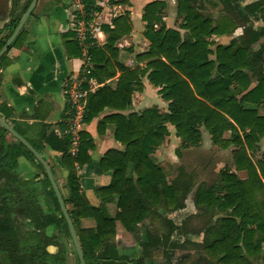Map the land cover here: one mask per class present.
I'll return each instance as SVG.
<instances>
[{
  "label": "trees",
  "instance_id": "trees-1",
  "mask_svg": "<svg viewBox=\"0 0 264 264\" xmlns=\"http://www.w3.org/2000/svg\"><path fill=\"white\" fill-rule=\"evenodd\" d=\"M231 1L235 3L236 9L240 7L238 0ZM188 2L189 0H179V13H183V7L189 10H186L187 24L184 26L191 34L189 41H182L177 31L155 29L161 3L154 2L145 7L143 15V20L147 23L145 36L151 44L147 53L137 56L138 62H147L144 68L130 69L120 62L117 41L119 36H128L131 32L129 27L123 30L126 24L124 17L114 20V29L102 27L106 35V44L90 51L92 71L88 77L96 79L103 86L96 92L88 93L85 123L98 117L105 108L118 112L131 108L134 92L142 90V84L138 79L150 71L148 79L151 84L156 87L163 86L160 93L164 99L172 102L169 115H160L156 110L150 109L140 115L111 114L98 123L100 134L104 133L106 124H114L115 139L125 146L124 151H107L101 159L103 171H112L113 181L109 187L98 192L104 203L109 202L114 196L117 197L119 212L114 218L108 216L103 205L96 208L86 201L76 175V167H83L90 161L89 151L94 148L90 135L84 131L79 133V152L74 157L69 154L70 137H60L56 133L47 134L45 126L41 128L38 138L62 155V165L69 172L67 178L69 195L63 198L66 207L71 206L67 209L74 225L81 219H92L96 223L94 229L77 232L86 264H117V261L124 260L123 257L112 259L96 255L106 241L115 239L117 221L126 230L133 232L144 219L153 220L157 212L151 211V208H156L161 203L167 208H175L181 202L176 188L168 185L163 171L150 158L154 148L168 135L166 127L168 122L175 126L179 137L188 139L194 137L197 131L194 123L203 124L211 132L214 143L222 148H228L232 144L221 140L224 130L235 133L232 139L237 150L232 154L233 163L238 171L246 170L249 178L247 181H241L234 174L221 173L220 190L223 195H216L219 189L201 188L197 191V206H207L209 209L220 206L223 209H230L232 214V217L218 221L217 237L204 239L202 245L206 255L212 261L217 260L218 264H251L244 253L249 257L261 253L264 244V183L249 159L247 149L254 143V139L264 136V117H258L254 112L244 109L243 102L246 100L259 102L264 99V59L261 52L251 50V43L264 35V28L262 35L252 30L247 31L250 35L241 46L235 42L228 47L218 46L216 61L219 63L220 75L213 78L215 61L209 59L213 52L209 49L211 42L205 38L214 34L230 33L234 26H230L228 21H222L212 28L211 22L195 14ZM256 13L260 14L264 22V11L260 4L238 11L240 17L246 19L248 15ZM18 22L19 19L12 24L9 34L0 43V49ZM23 33L24 30L9 50L17 46ZM5 58L6 54L0 63ZM244 70L250 71L258 78V85L238 102L231 94L230 86L236 81L248 90L250 82L249 77L243 73ZM117 72H120V75L117 76ZM14 129L23 136L16 128ZM239 130L244 132V140L240 138ZM8 139H11V142ZM26 140L38 152L41 151L38 143ZM21 156L44 175L59 216L45 214L36 200L31 199L30 194L23 195L21 183L15 174H11L17 166V159ZM262 165L264 157L259 163L260 170ZM2 177L12 181L16 187L0 194V253L6 254L7 264L28 262L38 264L39 259L45 258L53 261V255L48 253L44 246L40 248L32 246L23 251L11 216L15 213L22 214L31 220L35 231L51 225L59 228L63 222L71 240L59 203L43 167L30 151L0 126V178ZM236 218L239 221H236Z\"/></svg>",
  "mask_w": 264,
  "mask_h": 264
},
{
  "label": "crops",
  "instance_id": "crops-1",
  "mask_svg": "<svg viewBox=\"0 0 264 264\" xmlns=\"http://www.w3.org/2000/svg\"><path fill=\"white\" fill-rule=\"evenodd\" d=\"M29 2L30 0H0V43L9 34L12 24L18 19L20 21ZM154 2H159L162 5L158 10L155 29L177 31L182 41L191 40L189 30L184 27L187 24L185 16L189 10L183 7V13L180 14L179 0L92 1L90 34L88 38L81 41L72 30L74 16L72 0H38L32 15L23 28V37L17 46L8 50L5 60L0 63V115L21 132L24 138L41 146L39 153L50 165L64 198L69 195L67 186L69 172L62 165V155L38 138L41 128L45 126L47 134L56 133L60 137H70L69 154L74 157L77 155L80 143L78 141L77 145H73V139L68 134L69 105L64 93L65 81L78 74L82 69L83 50L87 49L90 53L93 48H100L106 44V35L102 27L114 29V20L119 17L126 18L123 30L128 27L131 30L130 35H121L117 41L120 62L130 69L144 68L147 62H138L137 56L147 53L151 43L145 36L147 23L143 20V15L145 7ZM188 3L195 14L211 22L212 28L222 21H228L230 26H234V30L230 33L214 34L205 38L206 41L211 42L209 49L213 54L209 56V59L215 61L212 77L216 78L220 75L219 63L216 61L217 47H228L233 42L241 46L243 41L248 40L249 25L252 26L254 32L259 33L264 27L257 29L256 25L259 24V21L253 22L254 18L259 19L257 16L250 15L247 16L248 19L240 17L238 11L243 10L242 5L240 4V9L237 8L239 9L237 10L235 3L231 0H189ZM251 50L261 52L264 59V35L251 43ZM149 73L138 79L142 84V90L134 92V102L131 108L124 112L105 108L98 117L89 123H84L80 130V132L84 131L90 135L94 145V148L89 151V163L83 167H76L80 187L86 201L96 208L103 205L111 218H114L119 212L117 197L114 196L109 202L104 203L103 197L98 191L112 184L113 173L112 171H103L101 159L107 151H124L125 146L115 139L116 126L114 124H106L104 133L100 134L98 123L111 114L121 113L127 116L136 113L140 115L150 109L156 110L160 115H169L172 102L164 99L160 93L163 86L156 87L151 84L148 79ZM243 73L249 77L248 90H245L242 84L236 81H233L230 86L231 94L238 102H241L246 94L258 85V78L250 71L244 70ZM118 75L120 72H117ZM90 79V84L86 85V89L89 90L90 87L92 92H96L103 86L96 79ZM243 107L254 112L258 117H264V99L259 102L246 100L243 102ZM228 119L235 124L230 118ZM190 122L192 124V121ZM194 126L197 129L194 137L181 138L178 136L175 126L168 122L166 124L168 135L150 155L152 162L163 171L168 185L174 186L177 196L181 197L178 207L167 208L164 203H161L160 206L151 208V211L157 212L154 214L153 220L144 219L133 232L126 230L117 221L115 239L106 241L100 251L96 252L97 256H109L102 258L112 259L123 257L124 260L117 261V264H155L153 257L160 254V251L157 250L163 249L164 254L172 255L183 248L199 246L202 247L203 255L200 261L196 259L195 264H199V262L201 264H218L217 260L212 261L206 255L202 244L206 238L217 237L218 221L232 217L231 210L223 209L220 206L212 209L207 206H197V191L201 188L222 189L221 173L234 174L241 181H247L249 176L246 170L238 171L233 163L232 154L237 150L232 139L235 133L231 130H224L221 140L232 142V144L228 148H222L214 143L211 132L203 124L195 122ZM238 134L244 140V132L239 130ZM8 140L11 142V139ZM200 152L213 156L211 170L217 177L211 183L199 180L196 169L189 170L184 164L186 159L188 161L192 155H198ZM247 155L264 183V165H262V170L259 168V163L263 161L264 157V136L254 139V143H251L250 148L247 149ZM11 174H15L14 176L21 183L24 196L30 194L31 199L36 200L45 214L58 215L44 175L30 161L25 157H19L17 166ZM15 187L16 185L12 181H8L5 177L0 178V194ZM216 195L221 196L223 192L220 190L216 192ZM28 199L30 198H26V200ZM190 201L195 207V211L194 209L188 211ZM70 207L67 206L69 209ZM19 217L22 219V222L19 220V224L25 225L27 231L33 236L42 234L44 239L49 242L48 239L52 238V234L56 232V225L35 231L31 220L22 214H19ZM192 217H201L205 221L201 230H185L186 224L184 223L187 220L184 218ZM236 221L239 219L236 218ZM163 224L169 225V231L162 235ZM74 226L78 232L79 230L94 229L96 223L92 219H81ZM182 227H184L183 230ZM196 233L203 234L201 238L203 240L200 243L191 236ZM43 246L48 253L53 254L51 253L55 249L53 245L44 243ZM188 254L186 252L177 260L172 259L171 256L169 262L171 264H188ZM244 255L251 264H264V244H262L261 253L257 256L249 257L245 253Z\"/></svg>",
  "mask_w": 264,
  "mask_h": 264
},
{
  "label": "rangeland",
  "instance_id": "rangeland-1",
  "mask_svg": "<svg viewBox=\"0 0 264 264\" xmlns=\"http://www.w3.org/2000/svg\"><path fill=\"white\" fill-rule=\"evenodd\" d=\"M247 13V12H246ZM249 14V12L247 13ZM250 16V15H248ZM253 16H257L259 17L260 20H262V18L260 17V14H254ZM257 18L253 19V22L256 23L257 21H259V24L256 25V27L258 26L257 29L259 28H263L264 27V22L263 20L261 21L262 23L260 24V20ZM253 25V23H252ZM250 26V30H252V26ZM253 31V30H252ZM254 32V31H253ZM257 32V31H256ZM250 35V34H249ZM5 37V36H4ZM213 156L212 155H206L203 152H200L198 155H192L188 161L187 159L184 161L185 166L187 167V169L189 170H195L196 169V175L197 177H199V180L205 181L207 183H211L213 182V180L217 177L214 175V173L211 170L212 164H213ZM198 167V168H197ZM195 168V169H194ZM194 194V192H193ZM193 197V196H192ZM191 203V201H190ZM189 208L188 211H190V209H194L195 211V207L191 204H189ZM59 215V213H57ZM57 215V216H58ZM186 219V229L185 230H189V231H198L201 230L202 227L205 224V221L201 218V217H192V218H184ZM56 232L53 233L52 238L48 239V241H46V239H44V237L42 236V234L39 235H32L30 232L27 231L25 225H21L18 224L17 226V233L19 235V239L21 241V245H22V249L23 251H27L28 249L32 248V246H36L38 248H40L41 246L45 244L48 245H53L55 247L54 250H52L51 253H53V261H50L48 259H39L38 260V264H79L78 259H77V255L75 253V248L72 244V241L70 240L67 230L65 229L64 223L61 222V226L58 228L56 227ZM184 229V227H182V230ZM58 230V231H57ZM169 231V225L163 224V233H167ZM193 237V239L196 242H201L203 239L202 233H196L191 235ZM160 251V254L157 256H154L153 259L155 261V264H171L169 262V258L172 256V259L177 260L178 258H180L181 256L185 255V253H189V259L187 261L188 264H195V261L197 259V261H200L203 255V251H202V247L199 246H192L189 248H183L181 250H178L176 253L174 252V254L172 255H166L164 254V250L160 249L157 250ZM100 257H109V256H100ZM7 256L4 253H0V263L1 264H7ZM197 263V262H196ZM29 264V262L27 263ZM181 264V263H178ZM199 264H201L199 262Z\"/></svg>",
  "mask_w": 264,
  "mask_h": 264
},
{
  "label": "built area",
  "instance_id": "built-area-1",
  "mask_svg": "<svg viewBox=\"0 0 264 264\" xmlns=\"http://www.w3.org/2000/svg\"><path fill=\"white\" fill-rule=\"evenodd\" d=\"M92 1L97 0H72L74 7V16L72 19V30L78 39L84 40L89 36V25L92 19ZM82 58L83 67L72 77H69L64 83V93L68 100V134L73 139V145H77L79 141V133L81 127L85 123L87 112V96L92 92L90 87L86 89V85L90 84L88 77L92 71L91 54L83 50Z\"/></svg>",
  "mask_w": 264,
  "mask_h": 264
},
{
  "label": "water",
  "instance_id": "water-1",
  "mask_svg": "<svg viewBox=\"0 0 264 264\" xmlns=\"http://www.w3.org/2000/svg\"><path fill=\"white\" fill-rule=\"evenodd\" d=\"M38 0H32L29 4L28 8L22 15L19 23L15 27L14 31L10 35V37L7 39L3 47L0 49V60L1 58L8 52L9 48L13 45L15 40L18 38L20 33L22 32L24 26L26 25L28 19L32 15L36 4ZM0 126L3 127L14 139L19 141L30 153L35 157V159L38 161V163L43 167L45 174L47 176V179L49 180L51 187L55 193V196L57 198V201L60 206V210L62 212L63 218L65 219V222L67 224L69 234L71 237V241L73 243V246L75 248L79 264H86L84 253L81 248V244L79 242L77 232L73 223V220L68 212V209L66 207L63 195L60 191V188L57 184V181L54 177V173L48 164V162L44 159V157L22 136L20 135L12 125H10L1 115H0Z\"/></svg>",
  "mask_w": 264,
  "mask_h": 264
},
{
  "label": "flooded vegetation",
  "instance_id": "flooded-vegetation-1",
  "mask_svg": "<svg viewBox=\"0 0 264 264\" xmlns=\"http://www.w3.org/2000/svg\"><path fill=\"white\" fill-rule=\"evenodd\" d=\"M238 3H239V5L240 4L242 5V8H246V7H249L252 5L260 4V8L264 11V0H238ZM239 9H240V7H239ZM256 14H258V13H256ZM11 219H12V223H13V226L15 228V231H16V228H17L19 222L20 221L22 222V219L19 217L18 213L13 214L11 216ZM16 233H17V231H16Z\"/></svg>",
  "mask_w": 264,
  "mask_h": 264
}]
</instances>
